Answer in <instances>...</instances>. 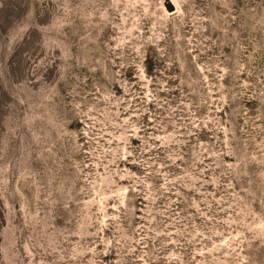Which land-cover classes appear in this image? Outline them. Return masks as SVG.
Returning <instances> with one entry per match:
<instances>
[{
  "label": "rangeland",
  "instance_id": "374dc122",
  "mask_svg": "<svg viewBox=\"0 0 264 264\" xmlns=\"http://www.w3.org/2000/svg\"><path fill=\"white\" fill-rule=\"evenodd\" d=\"M0 264H264V0H0Z\"/></svg>",
  "mask_w": 264,
  "mask_h": 264
}]
</instances>
